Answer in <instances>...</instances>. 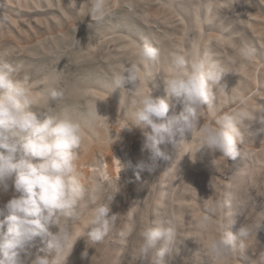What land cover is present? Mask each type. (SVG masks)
<instances>
[{"label": "rangeland", "instance_id": "1", "mask_svg": "<svg viewBox=\"0 0 264 264\" xmlns=\"http://www.w3.org/2000/svg\"><path fill=\"white\" fill-rule=\"evenodd\" d=\"M110 8V15L97 22L86 14L90 0H0V18H7L0 27V58L19 68L17 79L37 101L32 110L67 111L83 130L76 163L86 194L67 218L69 245L75 241L65 264H150L159 243L145 258H135L139 233L146 223L169 221L176 227L178 253L166 254L162 264H214L202 245L213 233L202 236L192 225V218L214 199L222 200L225 231L235 234L242 224H253L245 247L237 246L228 264H261L264 122L251 117L264 119V0H110ZM146 42L158 47L160 56L147 66L140 63L142 74L166 73L177 48L189 57L211 55L225 67L224 87L216 86L213 106H203L200 119L214 124L225 112L248 111L251 121L241 130L236 157L224 160L207 147L195 152V132L161 145L168 159L142 151V133L150 127L142 129L130 120L133 96L113 88L112 73L139 63L135 51ZM242 45L253 50L251 57H239ZM52 78L64 96L49 102ZM146 83L154 96H165L159 75ZM180 108L177 104L175 110ZM126 121L131 131L120 130ZM141 160L154 163V170L140 169ZM97 182L101 190L93 193ZM15 195L10 180L6 189L0 186V209ZM100 203H109V215L116 214L117 220L103 241L93 243L86 225ZM129 227L132 233L122 237ZM42 247L36 238L32 251Z\"/></svg>", "mask_w": 264, "mask_h": 264}, {"label": "clouds", "instance_id": "2", "mask_svg": "<svg viewBox=\"0 0 264 264\" xmlns=\"http://www.w3.org/2000/svg\"><path fill=\"white\" fill-rule=\"evenodd\" d=\"M110 13V0H90L86 14L91 20L101 22ZM6 24L7 18H0V27ZM135 55L139 63L124 64L113 71L112 84L113 88L125 89L133 96L130 120L142 129L150 127V131L142 133V151L149 150L153 157L168 159L160 146L173 141L177 135L186 140V136L195 132L198 140L195 152L207 147L218 151L224 160L234 158L239 154L237 141L247 125L245 121L258 119L264 122L255 114L250 120L248 111L243 109L223 113L214 124L201 121V109L205 105L213 106L216 86L224 87L222 77L228 72L211 55L197 53L189 57L179 48L174 50L167 72L154 75H159L163 81V98L154 96L147 86L146 81L154 76L142 74L140 68V63L147 66L156 61L160 49L146 42L136 48ZM238 55L248 58L253 55V50L242 45ZM18 72L17 66L0 58V186L6 189L10 180L17 193L0 209L3 217L0 219V264H24V261L28 264H65L75 241L69 245L72 231L67 218L75 213L86 194L76 163L83 130L67 111L53 112L49 108L43 114L34 112L32 107L36 98L17 79ZM63 96V88L58 86L56 78H52L46 100L51 102ZM177 104L181 105L179 112L175 110ZM92 107L97 114L96 104ZM120 130L131 131L128 121ZM138 167L151 172L155 164L141 160ZM100 190L101 184L94 183L92 192ZM223 212L222 200L214 199L203 213L192 218L193 227L202 236L213 233L202 240V245L214 264H228L235 256L237 246L243 249L244 241L253 234V224L248 222L235 234L225 231ZM109 213V203H100L93 209L86 225L87 236L93 243L103 241L112 231L117 216ZM51 226L58 230L50 231ZM132 231L129 227L120 235L126 237ZM139 235L141 243L135 258H145L149 248L157 243L159 247L151 256L150 264H162L166 254L172 257L178 253L176 227L171 221L155 226L146 223ZM36 238L43 245L39 252L32 251ZM81 255L86 256L87 251ZM261 264H264V258Z\"/></svg>", "mask_w": 264, "mask_h": 264}]
</instances>
